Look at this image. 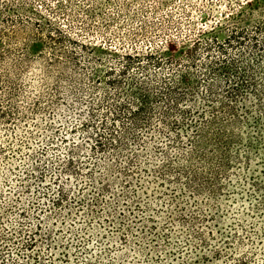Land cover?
I'll return each mask as SVG.
<instances>
[{"label": "rangeland", "instance_id": "rangeland-1", "mask_svg": "<svg viewBox=\"0 0 264 264\" xmlns=\"http://www.w3.org/2000/svg\"><path fill=\"white\" fill-rule=\"evenodd\" d=\"M0 264H264V0H0Z\"/></svg>", "mask_w": 264, "mask_h": 264}]
</instances>
